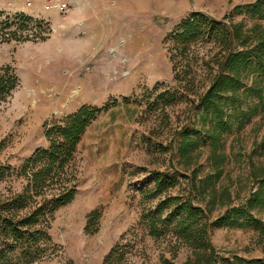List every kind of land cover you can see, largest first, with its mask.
<instances>
[{
    "label": "rangeland",
    "instance_id": "1",
    "mask_svg": "<svg viewBox=\"0 0 264 264\" xmlns=\"http://www.w3.org/2000/svg\"><path fill=\"white\" fill-rule=\"evenodd\" d=\"M98 1L99 8L65 16L0 3V75L9 67L16 77L0 98V167L11 166L0 179V198L22 189L20 167L49 145L46 123L83 104L109 105L81 137L76 196L54 213L49 238L36 244L43 257L31 264H103L114 246L113 264H193L194 248L173 233L169 219L159 235L148 227L161 202L167 218L176 199L187 197L207 211L217 264L234 255L264 260V207L252 210L262 223L243 216L236 224L215 223L258 186L253 169L264 164V94L261 101L256 89L264 92V68L248 58L238 95H220L230 128L216 153L206 135L216 123L213 110L200 101L230 45L227 25L241 30L234 50L256 44L264 0H157L161 8L141 0L142 9L134 0ZM188 18L198 20L197 29L181 44L172 35ZM156 171L175 174L176 184L158 192ZM15 253L6 252L10 260Z\"/></svg>",
    "mask_w": 264,
    "mask_h": 264
},
{
    "label": "trees",
    "instance_id": "2",
    "mask_svg": "<svg viewBox=\"0 0 264 264\" xmlns=\"http://www.w3.org/2000/svg\"><path fill=\"white\" fill-rule=\"evenodd\" d=\"M263 0L258 1V5ZM198 20L188 18L182 21L178 30L172 35L176 42L186 44L192 38V34L197 29ZM216 22V20H213ZM227 40L221 58L218 60V72L213 74L211 82L206 92L201 95L200 101L207 105V109L213 110V118L216 120L215 126H211L206 135L211 139L212 149L216 153L222 132L230 128V119L226 117V102L222 103L221 94L231 93L238 95L243 87L242 73L247 66L248 58L257 59L261 67L264 68V33L260 35L256 44L248 46L246 50H234L236 39L241 38V30L232 24H228ZM228 68L229 73L224 75V70ZM176 69V67L174 68ZM7 67L0 75V98H5L16 86V77L9 72ZM255 91V88H250ZM260 100L263 101V90L256 89ZM264 105V102H262ZM105 107L83 104L76 111L67 115L62 120H55L46 123V135L49 139L47 147L38 148L20 167V175H23L25 184L19 191H13L4 198H0V264H31L33 261L43 257L45 248L39 240L49 238L48 228L54 213L63 205L71 202L77 193L78 182L74 170V159L78 150V144L91 120ZM255 106L252 113L258 110ZM194 145H198L197 142ZM174 153V148H173ZM223 155L215 158L218 167ZM10 165L0 167V179L5 176ZM218 170L215 177H219ZM253 176L258 182V186L251 191L247 200L237 206L228 209L226 215H222L215 220L218 225H229L240 222V217L255 220L262 223L260 218L252 212L257 206L264 207V164L254 167ZM188 179L191 176L186 175ZM156 188L158 192H163L177 182L175 174L168 175L159 171L155 172ZM214 181L207 182V185ZM190 183V190L193 188ZM215 189V188H214ZM155 211L157 217H152L148 222L150 232L159 235L161 225L166 220H170L173 225V233L182 241L188 242L195 251L193 264H217L216 250L210 244V222L207 211L199 204H195L192 197L177 198L173 208L163 218V205ZM94 211L93 214H97ZM117 250L113 247L105 257L103 264H113L112 256ZM16 253L10 260L6 252ZM5 252V254H4ZM6 255V256H5ZM227 264H264L263 259H247L244 256L234 255L227 259Z\"/></svg>",
    "mask_w": 264,
    "mask_h": 264
},
{
    "label": "built area",
    "instance_id": "3",
    "mask_svg": "<svg viewBox=\"0 0 264 264\" xmlns=\"http://www.w3.org/2000/svg\"><path fill=\"white\" fill-rule=\"evenodd\" d=\"M81 0H0V3H22L24 8H37L44 11L67 15Z\"/></svg>",
    "mask_w": 264,
    "mask_h": 264
},
{
    "label": "crops",
    "instance_id": "4",
    "mask_svg": "<svg viewBox=\"0 0 264 264\" xmlns=\"http://www.w3.org/2000/svg\"><path fill=\"white\" fill-rule=\"evenodd\" d=\"M160 2V1H158ZM157 0H145L144 3H145V7L146 8H150V7H153V6H157V7H162L161 5V2L158 3ZM141 0H134V7L137 8V9H142V8H145L143 5H141ZM99 1L98 0H81L72 10L73 12L74 11H78V12H81V11H84L88 8H99ZM24 9H31L32 11H34L36 8H24ZM38 10V9H36ZM45 12H48V11H45ZM53 13V11H50ZM51 13V14H52ZM54 14V13H53Z\"/></svg>",
    "mask_w": 264,
    "mask_h": 264
}]
</instances>
